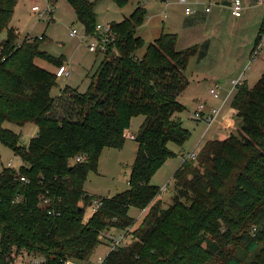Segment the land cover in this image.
<instances>
[{"label": "trees", "instance_id": "1", "mask_svg": "<svg viewBox=\"0 0 264 264\" xmlns=\"http://www.w3.org/2000/svg\"><path fill=\"white\" fill-rule=\"evenodd\" d=\"M16 1L0 0V33L6 34L0 41V143L23 164L0 172V264H14L13 251L40 255L47 264L92 262L98 245L108 247L99 234L114 228L126 230L130 241L107 251L102 264H206L230 242L234 246L224 250L221 264H264V70L251 87H237L231 101L237 128L203 142L195 159L184 157L172 175V202L164 207L156 199L160 187L150 179L176 155L168 143L181 147L191 136L178 117L185 106L177 98L197 46L177 50L176 34L168 32L145 45L136 28L147 15L138 5L129 17L110 23L118 55L100 60L85 92L65 86L60 96H67L56 103L51 91L64 58L41 50L44 36L18 42L9 25ZM65 1L85 35H98L95 2ZM259 27L255 47L264 17ZM35 58L56 69L38 66ZM137 116L143 122L134 134L128 187L108 197L87 194L84 181L97 170L102 150L121 148ZM4 122L34 123L37 133L26 145ZM80 154L85 159L73 162ZM40 196L50 199L47 208L39 206ZM98 198L102 203L92 210ZM49 207L60 215L47 214ZM131 207L147 211L134 230Z\"/></svg>", "mask_w": 264, "mask_h": 264}, {"label": "rangeland", "instance_id": "2", "mask_svg": "<svg viewBox=\"0 0 264 264\" xmlns=\"http://www.w3.org/2000/svg\"><path fill=\"white\" fill-rule=\"evenodd\" d=\"M33 1L34 0H17L10 16L9 25L17 29L18 39H23V37L28 33L34 35L41 34L46 25L47 28L45 33H47L48 31L52 33L51 40L46 39V41H43L42 44H40V48L42 51L47 50V52L52 54L53 56L63 57L65 62L64 64L69 69L68 76L59 78L56 77L57 86L54 87L51 91L52 96L56 98V103L57 101H59L61 96H67H60L62 88L65 86H67L68 91H77L81 93L85 92L92 79H94L93 74L100 63V60L104 59V57H106L107 55H110V53L111 55L114 54L115 56H117V48H115V51L113 50L114 48H110L109 51H104L103 53L91 52L90 50H88V38L83 32V27L78 22L77 17H75L74 10L65 0L54 1L55 4L51 2L53 4L52 13L50 15L44 14L42 17L30 10ZM91 1L95 2L94 11L95 16H97V22L100 25H107L112 22H118L119 20H121L122 14L128 15L131 11H133L138 0H128V3L123 5L122 7L117 6L112 0ZM39 3L41 6L44 5V2ZM149 8L152 9L153 6H149ZM156 10L157 9L153 11L156 12ZM141 25H139L137 28V34L143 38L144 44L146 45L153 39V23H149L146 26L140 27ZM73 28L76 29L78 35L70 37L68 31ZM257 35L258 34H256V36ZM5 37L6 34L3 30L0 33V41ZM260 40L261 39L259 38V41ZM262 46H264V39L260 47ZM254 48L255 43H253V50L251 52V55L253 54ZM144 50L145 47L139 49L137 51V55H141ZM258 54H260V51ZM258 54L255 55V59L258 58ZM255 59L250 60V62H253L252 64H254ZM34 62L42 68H54L53 64L41 58H35ZM252 64L248 68L252 67ZM248 68L246 69V74L243 77L247 78L248 83L253 85L255 82H253L250 78L251 69ZM177 100L178 102L181 101L180 98H178ZM184 100L186 101V107L178 115L180 120H183L184 125L189 126V128H193V126H195V122L190 117V115L195 109V104L191 103V98L188 96L184 97ZM137 119L143 120V116H138ZM3 124L5 127L11 129L14 133H18L20 135V143L26 145L29 143L30 137L34 136L37 133V126L34 123L26 124L24 126H18L16 124L14 125L7 122H4ZM136 124L137 121L135 120V122L131 126V130H125L129 134V136L132 135L131 131L136 130ZM195 134L197 137L196 131ZM127 139L129 140H126L121 148H107L102 150V153L99 157L97 170L90 171L87 175L86 180L84 181L85 192L90 195H97L99 197H108L116 193L123 192V190L128 187L127 178L129 176L130 168L135 157V152H133V146H135V143L133 142L134 139ZM189 139L185 141L181 147L172 142L168 143V146L176 151H174L176 155L167 158L150 179L151 183L157 186H162L170 181L169 186L165 185L161 187L162 189H160V193L156 197V199H160L161 205L164 207H167L172 202V194L174 190L173 180L171 176L174 171L177 170L180 166L181 162L183 161L182 159L187 156V152L191 151L192 149ZM182 151L184 153L182 154L184 155L183 157H181L180 154V152ZM9 161L11 163L13 161V167H16L20 164L19 156L17 154L15 155L7 146L0 143V172L2 167H4ZM173 167H175V169H171L169 171V169ZM90 210L91 209L88 207L85 208L84 213H86V216H89ZM128 212L129 215L135 220L131 228L132 230H134L147 211L145 209L140 210L139 208L137 209L131 207L129 208ZM114 229L119 230L118 228ZM233 246L234 242L223 245L221 252H216L214 255L205 258L206 264H221L224 259V250L230 249ZM107 251L108 247L105 244L98 245L91 257L92 262L97 261L101 257H104ZM12 254L14 255V257L12 258L14 264H26V262H28L30 260L29 258L31 257V255L29 257L22 252L15 253V251H13ZM34 258H39V256L34 254L31 259Z\"/></svg>", "mask_w": 264, "mask_h": 264}, {"label": "crops", "instance_id": "3", "mask_svg": "<svg viewBox=\"0 0 264 264\" xmlns=\"http://www.w3.org/2000/svg\"><path fill=\"white\" fill-rule=\"evenodd\" d=\"M188 1L190 2L189 5L194 8V13L186 14L184 11L185 5L179 3L178 0H169L167 6L163 0H138L136 6L142 5L147 15L144 23L140 27L153 23L154 35L152 41L161 33L168 32L176 34L175 44L177 50L197 46V50L189 58L188 64L184 70L187 85L178 97L181 100L179 103L185 106L186 101L184 97L188 96L191 98V103L195 104L194 111H196L198 103L205 104L203 112L204 117L211 114L212 108H222V112L215 118L216 120H214L210 126L207 125V121L203 118L193 119L191 115L194 111L190 115L195 122L193 128L184 125L182 120V125L188 129L191 134L189 141L192 149H190L191 151H196L203 142L226 137L237 128L238 118L236 117V111L231 103L236 90L229 93L231 89L230 82L242 77L243 83L249 87L252 86L248 83L247 78L243 76L246 74V69L253 63H251L250 60L255 59H252L251 52L253 50V43H255L256 34H258L257 32H259L260 29L259 25L264 17V3L263 0H241V13L239 16H235L231 13L232 0ZM39 2L41 1H33V3L37 4H40ZM209 2L213 3L209 5V11H205V7L208 6ZM149 6H153V8L150 9ZM155 9H157L156 12L153 11ZM132 12L133 11L128 15L122 14L121 20L129 17ZM46 26L41 34L34 35L28 33L23 39L44 36L43 41H46V39L51 40L52 33L50 31L47 32L48 34L45 33ZM10 27L14 28L16 33H18L15 27ZM137 28L136 30L138 31ZM23 39L19 38L18 42H21ZM45 51L47 52V50ZM259 51L260 54H258ZM259 51L257 52L258 58L255 59L254 64H252L253 66L248 68L251 69L250 78L253 82H256L264 70V46L260 47ZM46 69L54 71L55 66L53 69ZM215 85H218L220 88L219 97H213L209 93L210 88ZM223 102L225 104H223ZM137 118L138 116L131 119L130 130L135 120L137 121V128L131 131L132 135L136 134L137 129L143 122L142 119ZM195 131L197 132V137ZM133 142L135 143L133 152H135L136 155L137 143L135 141ZM168 147L170 148V146ZM170 149L175 151L172 148ZM191 151H188L187 154ZM180 154L181 157L184 156L182 155L184 154L183 151L180 152ZM21 164L23 163L20 160L18 166ZM5 166H7V163ZM171 169H175V167L170 168L169 171ZM166 184L162 186L159 185L160 189Z\"/></svg>", "mask_w": 264, "mask_h": 264}, {"label": "built area", "instance_id": "4", "mask_svg": "<svg viewBox=\"0 0 264 264\" xmlns=\"http://www.w3.org/2000/svg\"><path fill=\"white\" fill-rule=\"evenodd\" d=\"M41 2H44V5L41 6L37 3H34L31 6V10L38 14L40 17H42L44 14H51L53 11L52 8V3L49 0H40ZM179 3L184 4L185 5V13L186 14H191L194 13V8H192L189 4L190 2L188 0H178ZM163 2L165 3V5L167 6L169 4V0H163ZM213 3V2H209L208 6L205 7V11H209V5ZM264 3V0H263ZM242 8V4H241V0H232L231 1V13H233V15L235 16H239L240 15V10ZM96 30L98 31V35H89L86 36L88 38L87 41V47L88 50H90L91 52H106L109 50V46H111L110 48L113 49L115 51L116 46H114V42H115V37H114V33L113 31H111V27L110 24L107 25H100L99 23L96 25ZM69 35L71 37L73 36H77L78 32L76 31L75 28L70 29L69 31ZM260 41L259 44L255 47L253 54L251 55L252 59L255 58V55L257 54V52L259 51V48L262 44V41L264 39V34L260 35ZM109 45V46H108ZM69 74V70L67 68V66L65 64L60 65L59 68L56 69L55 71V77L59 78V77H66ZM242 82V77L232 80L230 82V92H233L235 90H237V87L239 85H241ZM210 95H212L213 97H219L220 95V88L218 85L212 86L209 90ZM223 104H225L223 102ZM204 108H205V104L203 103H198L197 109L196 111L193 112V114L191 115V117L193 119H205L207 121V125L210 126L212 124V122H214V120H216L215 118L218 117L221 112H222V108H212L211 109V114L208 115L207 117L203 116V112H204ZM124 136L126 138H132L135 139V136L130 135L125 131L124 132ZM199 149H197L196 151H192L190 153L187 154L186 158L189 159H195L197 157V153H198ZM85 159L84 155H77L76 158L73 159V162H77V161H82ZM6 167H12V163L9 161L7 162V166ZM20 180L22 181H27L26 178L24 176H20ZM162 189V188H161ZM40 199V203L39 206L42 208H47L48 205L50 204V199L47 198H43V196L39 197ZM102 201L101 198L98 199H94L93 202L91 203V208L92 210H94L95 208H98L101 205ZM47 214L50 215H60V213L55 212L52 208H48V210L46 211ZM130 235L127 233L126 230H109V232L106 233H100L99 234V238L100 239H104L106 240V242L108 243V251L112 250L115 251L119 248H121L122 246H124V244L128 243L130 240ZM34 256V255H33ZM31 255V257L29 258L30 260L28 262H26V264H47L45 263V259L42 258V256L38 255L39 258H34L31 259L33 257ZM12 257H14V255L12 254ZM104 261V258L101 257L99 258L97 261L91 262V261H85V262H73L72 260H65L64 263L62 264H102Z\"/></svg>", "mask_w": 264, "mask_h": 264}, {"label": "water", "instance_id": "5", "mask_svg": "<svg viewBox=\"0 0 264 264\" xmlns=\"http://www.w3.org/2000/svg\"><path fill=\"white\" fill-rule=\"evenodd\" d=\"M90 205H91V203H90Z\"/></svg>", "mask_w": 264, "mask_h": 264}]
</instances>
